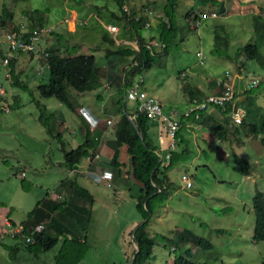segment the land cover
<instances>
[{
	"label": "rangeland",
	"instance_id": "obj_1",
	"mask_svg": "<svg viewBox=\"0 0 264 264\" xmlns=\"http://www.w3.org/2000/svg\"><path fill=\"white\" fill-rule=\"evenodd\" d=\"M154 1L157 9L165 2ZM217 1L214 3L211 0H190L189 4L197 13L203 11L201 23L196 27L191 21L185 23L182 16L176 12L177 31L172 44L168 46V53L156 57L149 68H142L133 77L135 80L142 78V88L152 95L156 94L158 87L162 88L160 100L164 106L172 105L169 110L173 112L181 114L187 106L191 108L186 101V95L180 89L182 84L194 88L201 78H219L226 71L231 75L236 74V63L224 57L228 52L234 55L236 49L247 44H255L264 54L261 37L253 28L258 22L256 14L264 16V0H241L244 2L237 4L238 9L235 12L237 14H233L235 6L232 8L230 5L229 8L230 2L223 0L226 5L224 15H219L223 1ZM185 2L184 6L188 7V0ZM103 3L113 2L79 0L72 3L79 10L80 26L75 30L62 26L64 29L62 31L60 22L67 15L66 10L70 4L68 0L15 2L0 0V17H3L2 5H6L13 12L12 20L4 19L5 22L2 23L0 19V33L14 27L20 28V31L34 27L36 11H43L44 25L52 30V35L63 33L62 43L76 47L77 53L96 55L98 59L101 56L98 53L104 54L103 49H107L103 33L110 35L99 20L103 18L107 21L108 17L107 13L100 12L99 6ZM145 3L146 0H143L142 5ZM211 11H215L219 16L211 17ZM96 16L100 18L97 19ZM193 18L194 15L189 19ZM154 23L155 21L151 27L144 26L143 33L152 31L156 34ZM217 25L224 28L223 33L228 35V40L232 44L226 53L224 47H217L218 49L214 50L216 45L213 28ZM84 41L87 42L83 44ZM48 44L53 50L59 49V45L52 39L51 42L42 44L44 51L49 50ZM90 46L94 47V50L88 49ZM197 51H201L204 56L203 64L197 62L198 57L195 56ZM131 64L133 63H129V67ZM243 64L244 81L263 73L254 60H245ZM14 65L15 75L23 88L12 85V79L8 81L4 77V69L0 68V85L4 88V94L6 93L5 101L11 105L9 111L5 112L0 99V230L2 220L12 219L19 223L26 219L36 203L49 196V192H61L60 180L73 172L67 171L61 165L63 152L60 142H69V135L64 133L61 137L57 136L56 134L62 130V123L54 122L59 113L66 116L72 111L60 105L53 97L40 96L37 91V87L48 80L46 62L27 54H19ZM183 70H186L187 77L181 80L178 73ZM116 79L117 84H114L115 79L111 77L109 79L111 91H116L120 87V76L118 75ZM100 90L102 91V88ZM250 94L255 96L254 106L264 108V84L251 90ZM71 95L76 97L79 93L73 92ZM126 103L128 107L131 105L130 101ZM14 104L16 105L13 106ZM99 108L101 110L100 105ZM111 112L116 114L115 111ZM262 112L264 113L263 109ZM42 118L47 122L51 132L43 125ZM75 125V122L71 123L69 129ZM160 131L163 132L157 128L156 136L155 130L152 132L156 141L159 139ZM182 132L184 138L182 147L186 145L188 152L178 147L179 144L171 148L175 159L166 169L170 186L168 197L151 216L149 234L153 236L157 233L159 237L175 239L177 232L185 228L207 239L213 244L214 249L210 252L196 249L191 259L195 262L261 264L264 262V241L254 242L252 238L255 216L251 199L256 188L264 191V145L261 143L264 133L254 137L240 128L235 142L219 140L210 143L201 139L193 141L188 137L192 132L188 128H184ZM76 144L70 143V146L74 147ZM164 144L170 149L166 143ZM223 150L227 152L226 156L225 152L223 155ZM232 151L249 158L251 174L242 175L239 172L237 165L232 161ZM184 173L190 177L191 189L182 186L180 177ZM75 179L77 182L86 183L80 178ZM87 185L90 186L89 183ZM91 195L93 197L91 221L86 227L87 250L77 264H126L127 260L132 259V252L136 248L131 241L132 233L143 221L135 208L134 198L127 192L117 193L105 185H96ZM216 229H221L222 233ZM0 240V264H15L10 261L7 250L3 248V245L12 244L13 241L7 237ZM174 248L171 242H168L165 248L162 244L155 246L147 264H171L175 255ZM59 249L60 243L49 251L37 250L35 254L25 257L24 251H19L21 258L16 264H55L54 257ZM179 253L177 250L176 254Z\"/></svg>",
	"mask_w": 264,
	"mask_h": 264
},
{
	"label": "trees",
	"instance_id": "obj_2",
	"mask_svg": "<svg viewBox=\"0 0 264 264\" xmlns=\"http://www.w3.org/2000/svg\"><path fill=\"white\" fill-rule=\"evenodd\" d=\"M11 1L15 2L17 0ZM78 1L79 0H68V3H70V6H74L72 3ZM129 1L130 0H112V5H114L115 11L108 12H111L113 17L119 20V22L122 21L121 25L127 30L128 40L136 41L138 50H135L127 44H117L114 39L107 36L106 33H103V41L107 45L105 52L106 57L110 54L114 56H129L134 62L140 64V66H132L133 70L139 71L142 68H149L155 58L160 56L161 53H168V46L172 44V40L177 31L175 19L178 0H165L161 9V18L158 19L159 22L157 23L158 31L155 36L149 37L144 36L142 30L148 22V17L136 13L127 14L126 11H124V6L127 5ZM211 1L214 3L218 2L217 0ZM144 8L145 6H143V10ZM220 10L219 15H224L226 13V5L224 4V1L220 6ZM2 12L3 17H0L2 23L5 22L4 19H13V12L10 11L6 5H2ZM36 13V17L33 19L36 25L33 26H45L42 19L43 11H36ZM200 14L201 13L199 12L195 14L187 12L182 18L183 20H186L185 23H188V21H191L192 23L198 21L200 25L202 18ZM192 15H194L193 20L189 19ZM255 17L258 18V22L253 25V28L255 32L259 33L262 44L264 45V20H262V17L264 16L256 14ZM60 26L63 31V25L61 24ZM223 31L224 28L222 26L217 25L213 28L215 39L214 44L216 45V49L214 50H217V47H224V52L226 53L231 42L228 40V35L225 34V32L223 33ZM62 34L63 33H55L54 35H51L55 43L59 45L61 51L58 48L53 50V47L48 51L49 56L45 60L49 74L48 80L45 83H41L37 87V91L40 96L44 98L53 97L70 111L74 112L76 99L75 96L71 94L73 92L84 93L96 91L101 88L102 81L95 71L97 67L95 56L92 54L77 53L76 47L62 43ZM154 39L158 43L157 48L159 53L154 52L155 49L151 44V41ZM2 52L3 50L0 49V53ZM224 57L235 62L236 69H240V67L244 66V64H240L241 62H239L240 57L243 58V63L245 60H254L263 71L260 76L256 77L264 76V54L258 50L255 44H247L236 49L234 55L228 52ZM16 60L17 59L11 60L6 67L11 75L10 79L13 81L12 85H18L23 88L17 75H15L14 62H16ZM129 73L130 71L127 72L122 85H120L118 89L119 98L115 105V115L118 117L112 125V130L116 146H127L129 169L126 171V174L128 175L127 178L130 182L128 190L131 193L130 196L135 200L136 210L145 221L141 222L134 228L131 241L136 245L137 251L136 249L133 250L132 260L130 261V258L129 261L127 260L126 264H147L152 256L154 247L162 244L165 248L168 242H171L175 246L173 250L175 255L171 264H206L203 262H195L191 259L194 256L196 249L208 252L214 249L213 244L207 239L199 237L185 228L177 232L175 239H168L164 236L159 237L156 235L157 233L153 236L149 234L148 227L151 216L156 213L159 206L164 203L168 197L167 192L170 186L166 169L172 165L175 157L173 156L174 153L170 145V149L165 156H161L159 145L152 140L149 132L154 122L149 120L145 115L136 113L135 103L128 100L124 95V89L127 87L126 84ZM179 74H181V72ZM260 84H264V81H259L257 86H253L251 83L250 85H247L249 90L244 93L247 96L246 102H239L237 99L239 95L235 97L234 107L243 108L242 106H245L246 116L239 125H234L235 123L233 121L231 123L229 122L230 120H228V124L225 128L226 134L227 129H234L230 134L233 135L234 138H237L240 128L245 130V132L252 134L254 137L258 136L259 133H264V113L262 112V109L264 111V108L254 106L255 96L254 94H250L251 90L258 87ZM193 93L194 91H192L191 94H188V104H190L194 98L201 99V97H193ZM5 97H0L2 100V107L4 104H7L9 111L11 105L5 101L7 100ZM126 101H130L133 104V108L130 106L128 107ZM213 108H216L217 110L222 111L223 114L229 116L232 104H228L226 108ZM251 108H254V110ZM204 111L202 110L199 113L200 117L198 119L193 118L199 120L201 118L200 114ZM128 115L133 117L136 127L128 119ZM257 118H259V120ZM41 120L44 121L43 125L46 126L48 132H51L47 122H45L43 118ZM246 120L251 122L259 121V124L257 125L256 123L246 122ZM138 132L141 134L142 138L139 136ZM56 135L61 137L59 133ZM60 143L63 152L61 165L67 171L76 170L83 160L87 159V157L93 159L96 155L95 144L88 132L85 133L82 143L69 150L65 149V143L63 141ZM179 143L180 142L177 141L176 146ZM261 143L264 145V138L261 140ZM184 152H188V148ZM220 152L222 153V150ZM231 153L233 157L232 161L237 165L239 172L242 175L251 174L252 168L249 161L235 151H232ZM117 155L118 151L115 149L113 152V167H108L109 170L119 166ZM167 159H169L168 163L166 162ZM93 164H98L97 160L93 161ZM59 186L62 188V191L55 194L61 195L60 200L51 196L48 197L47 195V197L42 198V201L36 203L33 209L28 213L26 219L20 224H14L8 220L10 225H21L22 227V232L16 233L13 237L9 236L8 232H5V237L13 241L12 244L3 245L8 252L11 262L15 264L19 262L21 258L19 256V251H24L23 257H25L32 253L35 254V251L37 250L43 252L49 251L59 243L60 249L58 254L54 257L55 264H77L83 259L87 250L86 227L91 221L93 197L86 188L81 186L75 178H71L69 175L60 180ZM182 186L185 188L183 183ZM191 188L192 182L191 187L188 189ZM251 201L255 216L252 238L254 242H261L264 241V191L256 188ZM39 224H43V229L40 232L33 234L32 243L26 242L24 234L29 236L33 231V228ZM216 231L222 233L221 229H216ZM3 232L4 230L2 233ZM177 250L180 251L179 254H176ZM261 264H264V262Z\"/></svg>",
	"mask_w": 264,
	"mask_h": 264
},
{
	"label": "crops",
	"instance_id": "obj_3",
	"mask_svg": "<svg viewBox=\"0 0 264 264\" xmlns=\"http://www.w3.org/2000/svg\"><path fill=\"white\" fill-rule=\"evenodd\" d=\"M142 1L143 0H130L127 3V5L124 6V11H126L127 14L136 13L138 15L139 14L147 15V11H148L147 21L149 24L146 27H151V25L155 21L153 27L156 29V32H157L158 31L157 23L159 22L158 19L161 18V9H162V5L164 4V2L160 4L157 9L156 8L157 4L154 0H146V3L143 5H142ZM185 1L186 0L177 1L178 5L176 8V12L179 13L182 17L187 12H192L194 14L197 13L195 11V8H193V6L189 4L190 0H188V7L184 6V3H186ZM228 1L230 2V4H228L229 8H230V5H232V8H234L235 6L233 14H237L235 13L236 10L238 9L237 4H241L244 2L241 0H228ZM143 6H145L144 10H143ZM99 8H100V12L103 11L104 13H107L109 17V18L108 17L106 18L107 21H104L103 18L99 19L100 17L96 16L97 19L100 20L101 24L104 25V24L110 23V24L117 26V32L113 34L110 33V35L108 34L106 35L113 39L115 38V42L118 44L121 42L124 43L125 41L130 42V40H128L127 30H125L124 27H122L121 25L122 21L119 22V20L113 17L111 12H108V11H115L114 5H112V3L111 4L103 3L101 6H99ZM149 12H151V14H149ZM213 12L215 11H211L210 13H213ZM200 13L202 14L203 11L201 10ZM183 21L186 22V20H183ZM143 35L146 37H149V36H155L156 34L152 31H148L147 33H143ZM85 42L87 41H84L83 44H85ZM151 44L153 45L155 49L154 52L159 53L158 48H157L158 43L156 42L155 39L151 41ZM231 45L232 44L230 43V47ZM88 49L94 50V47L90 46ZM103 51H104V54L100 52L98 53L101 55L98 57V59L95 57L97 61V67L95 71L98 74V76L101 78L102 91L99 88L96 91L79 93V95L75 97L76 105H77L75 106V111L69 112L66 116L63 113H59V116L57 115L56 117V121L54 120L53 121L62 123V127H61L62 130L58 132L60 135L64 133L65 134L68 133L69 135V142H64L65 149L69 150L73 148L72 146H70V143H74V142L75 144L82 143L84 139V135L87 132L90 134V137L92 138V141L95 144L94 146H95V151H96V157L90 160L89 159L83 160L81 164L79 165V167L73 172L69 173V175L76 176L75 178H77V180L79 178L80 180H83V181L85 180L86 183H81L80 181L78 182L82 186H84V188H86L90 193L91 191L95 190L96 185H105L106 187L112 188L117 193L127 192L128 195H130L131 193L128 190L130 186V182L127 178L128 175L126 174L127 173L126 171L129 169V156L127 154V146L126 145H121L118 147L116 146L115 139L113 136V130H112L113 129L112 125L116 121L118 116L114 115L111 111H115L116 109V106H115L116 101H117L116 97L118 98L119 88L116 91H111L112 86L109 82V79L111 77L112 79H115L116 81V83L114 84H117L118 80L116 79V77H118L119 75L120 85H122L125 75L127 74V72H129V65L127 64L130 61V57L129 56L125 57L121 55L114 56V55H111L110 53H108L110 55L106 57V54H105L106 49H103ZM197 52H201V51H197ZM164 54L166 53H161L160 55H164ZM239 59H240L239 62H241L240 64H243L242 62L243 59H241V57ZM179 73H178L179 79L183 80L184 78L187 77L186 70L181 71V74L184 73L183 76H180ZM242 73H244V66L240 67V69H237L236 74L231 75V73L226 71L222 77H224L225 74H229L232 76V80L235 85V90L237 92V95H239L237 99L239 100V102L241 101L242 103H244L247 101V96L244 94L248 90L247 84H246V81L242 80V78H238L236 76L238 74L242 76ZM222 77L215 78V79L201 78L196 82V84L194 85V88H190L189 86H185V84H182L180 89L186 95V101L187 103H189L188 94H191L192 91H194L193 97L197 96L201 98L205 97L208 94L217 92L219 90V87H217V81H219ZM242 82L245 84V86ZM155 93L156 94L154 95L156 96L150 93H148V95L153 96L159 102H161L160 100L161 98L159 97V94H162V88L158 87ZM103 95L105 96L104 98H103ZM60 105L62 104L60 103ZM99 105L101 107V110L99 108ZM161 105L163 107V115H165L166 117L170 119L174 118L179 121L180 126L178 128L177 137L180 143L178 147L183 146L184 138H183L182 130L184 128H188L192 130V132L188 134V137H191L193 141L194 140L198 141L199 139L205 142L209 141L210 143L212 141H219V140L220 142L225 141V140L227 141L230 140L233 142L236 141V138H234V136L230 134V132L231 131L233 132L234 129L232 130L227 129L226 131L227 134L225 133V128L228 124V120H230L229 122L231 123H232V120L230 119L228 115L223 114L222 111H219L216 108H213V107L208 108L207 110H205L204 112L200 114L201 118L199 120H195L191 116L182 118L183 116H182V113L180 114V112H177L175 115L172 114L173 111L169 110V108L172 107V105L164 106L162 102H161ZM130 107L133 108L132 103ZM242 107L246 110L245 106H242ZM188 108L189 106H187V108H185L183 112H185ZM80 109L87 111L88 114H84V113L81 114ZM251 109L254 110V108H251ZM109 119L111 120L110 124L107 123V120ZM257 119L259 120V118ZM73 122H75L76 125L72 127V129H69V125ZM153 122L154 124L149 130L151 138L153 141L155 140V142L159 145L161 156L163 155L165 156V154L167 153L169 149L165 147L164 143H166V145L169 146L170 138L167 136L166 128L164 124L157 123L156 121H153ZM246 122H251V121L246 120ZM258 122L259 121L251 122V123H256L258 125L259 124ZM157 128L162 129L163 132L160 131L159 139L156 141V139H154V137L152 136V132L154 133V130H155V136H156ZM228 136H230L231 138H228ZM164 137H166V139H164ZM198 148L200 149L201 146L199 145ZM115 149L116 151H118L117 160L119 162V166L111 169L113 173V179L110 180L111 186H108L106 183L107 181H101V180L98 181L94 178V176L100 175V173L105 169L109 170L108 167L110 166L113 167V152ZM182 150L183 151L187 150L186 145L182 147ZM224 152L226 156L227 152L223 150V155H224ZM242 156L249 161V158L247 156L245 155H242ZM95 160H97L98 164H93V161ZM166 162L168 163L169 159H167ZM88 183L90 184V186L87 185ZM54 194H55L54 191L49 192V196L54 195ZM8 220H10L14 224H20L22 222L20 221L19 223H17L15 220H12V219L2 220L1 221L2 230H0V239L5 237V232L7 228L5 222H7ZM3 230L4 232L1 233ZM0 243H1V240H0Z\"/></svg>",
	"mask_w": 264,
	"mask_h": 264
},
{
	"label": "built area",
	"instance_id": "obj_4",
	"mask_svg": "<svg viewBox=\"0 0 264 264\" xmlns=\"http://www.w3.org/2000/svg\"><path fill=\"white\" fill-rule=\"evenodd\" d=\"M151 14V12H149ZM211 17H216L217 14L215 12L211 13ZM61 24L65 27L71 28L75 30L77 26H79L78 14L76 11L68 10L67 15L61 21ZM148 25V22L146 23ZM199 23L196 22L195 26H198ZM106 29L109 32H116L117 28L113 25H106ZM52 30L47 26H36L33 28H26L23 31H16L11 28V30H6L3 32L2 37L0 38V48L3 50L0 53V68L4 69V77L7 80H10L11 75L6 67L8 63L17 59L19 54H27L31 57H35L38 60L44 62L46 58L49 56L48 50L44 51L42 49V44L46 42H50L49 38ZM48 46V45H47ZM3 55V56H2ZM196 56L198 57L199 64H203L204 56L201 52H197ZM136 65V63H135ZM184 73L181 74L183 76ZM238 78H242L240 74L236 75ZM264 81V76L262 77H251L247 80V85H255L259 83V81ZM134 81V80H132ZM142 82L140 78L137 82H133L127 86L125 89L126 98L135 103L136 113L145 115L148 119L156 121L157 123H162L165 125L166 133L170 138V147H176L178 138L177 131L180 126L179 121L172 118H168L163 115L162 107L160 102L154 98L153 96L148 95L143 89L139 87V84ZM217 87L219 90L215 93L208 94L204 98L192 99L190 103L191 108L189 107L185 112L182 113L183 117L193 116L195 119H198L199 113L203 110H207L210 107H221L226 108L228 104H232V108H230L229 116L231 120L235 124H241L244 117L246 116V112L244 108L234 107L235 97L237 92L235 90V85L232 80V76L229 74H225L223 79L217 81ZM0 97H5L4 88L0 85ZM6 108V110H5ZM3 110L5 112L8 111V105H3ZM82 114L85 113L83 110ZM177 112H172V114H176ZM107 123L110 124L111 120H107ZM87 159L90 160L89 157ZM94 178L98 181H107V185L111 186L110 180L113 178V173L111 170H103L100 175H95ZM181 182L184 184L186 189L191 187V180L189 177L184 174L181 177ZM53 198L61 199V195L54 194L51 195ZM6 232L9 233V236L13 237L16 233L22 232L21 225H10L9 222L6 223ZM43 229V224H39L33 228V231L29 236L24 234V239L26 242H33V234L40 232Z\"/></svg>",
	"mask_w": 264,
	"mask_h": 264
},
{
	"label": "clouds",
	"instance_id": "obj_5",
	"mask_svg": "<svg viewBox=\"0 0 264 264\" xmlns=\"http://www.w3.org/2000/svg\"><path fill=\"white\" fill-rule=\"evenodd\" d=\"M68 10H73V11H76L77 12V14L79 15V17H78V19H79V26H80V21H81V16H80V14H79V10H78V8H77V6H70V4L68 5V7H67V11ZM145 16H147L148 17V11H147V15L145 14ZM198 22V21H197ZM196 23V22H195ZM195 23H193L194 24V26H195ZM199 23V22H198ZM149 24V23H148ZM60 25H61V22H60ZM106 25H113V24H110V23H108V24H104L103 25V27H104V29L107 31V32H109L107 29H106ZM78 26V27H79ZM113 26H115L116 28H117V26L116 25H113ZM146 26H148V25H146ZM36 27V26H35ZM196 27V26H195ZM29 28V27H28ZM33 28V27H32ZM14 29L16 30V31H19V29L20 28H17V27H14ZM5 31V30H4ZM3 31V32H4ZM3 32L2 33H0V38L2 37V34H3ZM117 32V31H116ZM109 33H112L113 34V32H109ZM115 33V32H114ZM51 35H52V32H51ZM50 35V38H49V40H50V42H51V40H52V36ZM113 39V38H112ZM114 41H115V38H114ZM118 44V43H117ZM119 44H127V45H129L130 47H132V48H134L135 50H138V46H137V43H136V41H130V42H124V43H119ZM48 46H49V44H48ZM146 46H148V45H146ZM1 49V48H0ZM51 49V46H49V50ZM48 50V51H49ZM49 53V52H48ZM129 63H133V64H131L130 65V67H129V71H130V73H129V75H128V78H127V86L128 85H130L131 83H133V82H137L138 80H135L133 77H134V75H135V73H138L139 71H135V70H133V68H132V66L133 67H135L136 65L137 66H140V64H138V62H134L131 58H130V61H129ZM129 63L127 64V65H129ZM135 63H136V65H135ZM253 77V76H252ZM251 78V77H250ZM142 79V78H141ZM132 80H134V81H132ZM142 82H143V79H142ZM142 82L139 84V87L141 88V89H143L142 88ZM246 84H247V80H246ZM127 88V87H126ZM125 88V89H126ZM125 89H124V92H125ZM144 91H145V89H143ZM146 92V91H145ZM147 93V92H146ZM6 94V93H5ZM148 94V93H147ZM125 95V94H124ZM126 96V95H125ZM161 104V103H160ZM161 107H162V105H161ZM210 108H212V107H210ZM83 109H80V113L82 114V111ZM84 111V110H83ZM85 113L84 114H88L87 113V111H84ZM191 117H193V116H191ZM230 117V116H229ZM231 119V118H230ZM150 120V119H149ZM151 121H153V120H151ZM178 138V137H177ZM178 141H179V139H178ZM96 157V155L94 156V158ZM90 158V157H89ZM91 159V158H90Z\"/></svg>",
	"mask_w": 264,
	"mask_h": 264
},
{
	"label": "water",
	"instance_id": "obj_6",
	"mask_svg": "<svg viewBox=\"0 0 264 264\" xmlns=\"http://www.w3.org/2000/svg\"><path fill=\"white\" fill-rule=\"evenodd\" d=\"M128 119H129V120L133 123V125L136 127L133 117L130 116V115H128ZM138 134H139V136L142 138V136H141V134H140L139 132H138ZM143 221H145V220H143ZM143 221H142V222H143ZM134 249H136V248H134ZM136 251H137V249H136ZM131 260H132V259H131Z\"/></svg>",
	"mask_w": 264,
	"mask_h": 264
}]
</instances>
